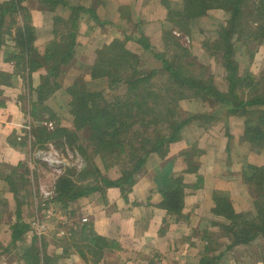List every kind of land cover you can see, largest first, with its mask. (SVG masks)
<instances>
[{
	"label": "trees",
	"instance_id": "1",
	"mask_svg": "<svg viewBox=\"0 0 264 264\" xmlns=\"http://www.w3.org/2000/svg\"><path fill=\"white\" fill-rule=\"evenodd\" d=\"M162 3L167 9V20L173 23L175 30L183 32H187L188 19H199L212 9L220 8L227 13V19L217 35L220 38L217 37L215 41L216 48L219 47L221 52L226 90H220L214 79L198 77L185 66L191 64L188 61L191 52L173 34V28L171 31L163 30L167 43L164 51H152L155 57L162 60V68L139 67L141 58L126 45V40L134 39L149 51L153 50L152 44L144 34L133 38L132 33L135 31L131 33L124 26L121 27L124 38L116 37L104 43L96 52L95 60L80 59V14L90 12L101 22L91 6L75 5L69 0L0 2V53L3 46L9 47L5 62L11 63L13 68L12 71L4 70L0 61V106H5L7 100L1 85L11 86L12 79L20 77L27 80L29 88V93L20 94L19 101L22 107H26L23 111L31 121H27V135H31L32 140L15 132L9 143L22 152L28 143L36 148L46 147V144H55L60 148L72 146L84 158V166L76 179L64 173L55 182L53 202L60 207H67L69 203L96 192L104 193L105 188L109 187H118L127 200L151 157H164L170 145L181 139L183 129L192 121L196 120L199 126L207 129L222 111L226 117H244L239 139L250 147L264 150V93L253 89L251 93L239 92L241 84L255 87L259 81L253 75L243 74L239 70L240 62L235 51L239 48L235 46L238 41L242 44L240 48L247 52L251 39L259 38L264 42V0H162ZM35 4L41 12L50 14L53 21L52 38L41 42L38 41V31L31 14ZM60 8L69 15L64 16ZM7 15L11 17L10 20H7ZM234 36L237 41H233ZM169 42L176 47L169 45ZM251 52L249 55H253ZM77 62L79 69H84L83 74L72 71ZM34 74H39L40 79L35 86ZM87 74L95 81L100 80L99 83L106 82L107 88H91L85 79ZM58 94L65 99L61 106L72 117L71 125L63 124L60 112L51 104ZM185 97L207 101L212 109L196 111L187 116L178 113V119H170L181 110L179 100ZM149 99L153 100L149 103ZM157 101L162 105H157ZM166 116L170 120H162ZM161 125L166 126L163 132L158 128ZM232 139V134L228 135L227 148ZM184 154L189 157L190 152L185 151ZM96 157L106 172L117 167V176L105 174L96 162ZM23 165L24 162L19 166H9L6 176L15 193L18 190L13 181L22 174L18 169ZM243 166L245 171L242 167V176L257 191L252 200L254 208L251 212H255L251 215L252 219L247 220L244 212L236 211L228 193L223 190L213 193L212 211L222 216L225 223L214 221L212 225L223 228L222 236L232 239L229 249L240 243H250L258 237L264 239V168L248 162H244ZM178 174L172 176L166 185L158 187V191L164 198L162 206L170 214L178 215L179 219L182 217L187 188L196 189L199 185L188 184L185 177ZM90 176H94V180H89ZM18 205V220L12 225L13 243L32 228L29 222L22 219V209H19L22 203ZM246 213L250 214L249 211ZM205 234L202 237L206 241L205 250L200 254V263L213 264L212 260L218 256L206 255L211 249L213 233ZM91 239L106 242L108 238L94 235ZM112 247H116L115 242H112ZM38 254V250L25 249L24 257L36 264ZM260 260L264 263V257Z\"/></svg>",
	"mask_w": 264,
	"mask_h": 264
},
{
	"label": "rangeland",
	"instance_id": "2",
	"mask_svg": "<svg viewBox=\"0 0 264 264\" xmlns=\"http://www.w3.org/2000/svg\"><path fill=\"white\" fill-rule=\"evenodd\" d=\"M3 1L9 0H0L1 3ZM127 1L128 6L123 7L120 11V14H118V11L114 13V11L117 9L114 8V5L110 6L104 5L103 3H98L93 4V6L90 5L92 3H89L91 8L96 11V15L101 22H98L96 17L90 12L80 14L82 17L80 19V31L78 35V40L81 44L80 48L82 51V54L79 55L80 59L89 58V60H95V57L97 56L96 52L103 46L104 43L110 42L116 37L124 38L125 35L122 33L124 31L121 28L122 26H124L125 29L129 30L131 33L133 30L135 31L132 33V35H134L133 38L138 37L140 34H144L143 32H145V29L143 26L150 23L152 21V17L158 16V14L163 12V6L158 5L160 0H144L142 2L139 0ZM69 2L75 5H81L82 3H87V0H69ZM60 11L64 10L60 8ZM31 14L33 24L36 26L38 31V41L41 42L47 38H52L51 30L53 27V21L50 14H44L41 12L37 4L32 6ZM140 14L143 18V21L139 16ZM63 15L67 17L69 13L64 11ZM10 18L11 17L7 15V20H10ZM226 19L227 13L223 9H212L209 10L205 16H201L199 19H188L187 32L175 30L171 21L167 22V27L165 28L169 31H171L173 28V34L178 37L179 42L190 50L191 58H189L188 61H190L191 64L187 62L188 64H185V66H187L188 69H190L198 77H210L214 79L216 86L220 90H226L227 87L225 70L221 65V52L219 47L216 48L217 44L215 41L216 38L219 37L217 35L219 34L220 27L225 23ZM17 20H19L18 16ZM255 20H257V18ZM19 22L21 23V21ZM256 23L258 24L259 21H256ZM16 26L17 25L14 26V30H16ZM143 29L144 31H142ZM164 37L165 32H162L160 29H157V34L153 33L152 39L148 37L152 44L151 48H153V50L150 49V51L145 49L142 44L138 43L134 39L126 40V45L134 52H137V55H139V58H141V62L138 64L140 68H162V60L158 57H155L152 51H154V53L164 51L165 47H167ZM237 40V37L234 36L233 41ZM169 45L176 47V45H173L172 42H169ZM241 45L242 44L240 41L235 44V46L239 48ZM239 48L235 50L236 57L240 62L239 70L243 74L248 73L253 75L259 81V84L255 85V87H253V85L250 87V85L241 84L238 88L239 92L251 93V90L253 89L255 91L264 93L263 40L261 41L259 38L251 39V42L248 43V52L243 48ZM251 51L253 52V55H249ZM72 71L78 74H83V72H85L84 69H79L78 62L77 66ZM16 79L19 82V93H29L27 80L20 77ZM68 79H70V76ZM85 79L91 88L102 90L107 88L106 82L102 81L99 83L100 80L95 81L91 79L89 74L86 75ZM162 81L165 80L163 79ZM59 95L60 94H58L56 100L51 104L58 112H60L63 124L71 125L72 117L61 106L65 102V99L62 98L63 96L60 97ZM3 96L5 97V95ZM151 100L153 99H149L148 102L150 103ZM179 103L181 110L177 111V114L175 116H171L170 119H178V113L187 116L188 114L195 113L196 111H206L212 109V106L209 102L202 101L201 99L195 97H185L179 100ZM19 105L22 110L26 108L25 106L22 107L21 103H19ZM157 105H162V103L157 101ZM145 108L148 109L149 107L145 106ZM218 109H221V107H218ZM144 113L145 111L143 114ZM176 116L177 118H175ZM168 117L169 116H166L165 119L162 118V120H166ZM216 117V122L214 121V123L210 124L211 126L207 129H205L204 126H199L196 120L188 124V126H186L182 131L181 139L170 145V148L168 149L169 152H167L164 157L157 155L151 157L148 160L146 165V169L148 170L145 169L139 174L136 184L138 182L141 184L142 178L148 174L147 171H152V168H155L160 160L171 159V157L174 155H176V158H183L184 167L186 170L180 172V174H182L181 176L185 177V174L187 173L195 174L194 181L188 184L199 185V187L196 189L189 187L186 190V193L187 191L188 193L196 191L200 193V195L196 193L193 196L194 200H192L195 202L194 205H196V209H198L197 212H194V218L198 223L196 225H205V227L203 229L194 228L195 230H199L201 232H195L197 233L196 236L200 237L206 232L213 233L212 239H207L212 241V243L211 249L206 252V255L218 256L212 260L213 264H258L262 261L260 259L264 257V239L258 237L253 239L250 243H240L229 249L228 246L232 242V239L222 236L224 229L219 226L212 225V222L207 220L209 211L207 210L209 207L208 203L211 204L213 194L208 196L203 189L206 188L209 182H211L209 185L210 187L222 188L218 190H223L228 193L230 198L229 200L233 203L234 208L244 212L247 220L252 219L253 217L251 215L255 213L251 212L254 208L252 200L257 191L245 181L244 177L242 176V167L245 171L243 166L244 162L262 167L260 163L264 164V150L256 149L252 146L250 147L248 144H246V142H242L239 139L240 137H236L240 135L241 131L243 130L244 117H226V114L223 111L221 112V115ZM27 121H30L28 117L25 119L22 131L19 133L20 135L27 136V140L31 141V135H27ZM166 122L168 124V121ZM162 125L158 127L159 130H161L160 132H163V128L166 127ZM151 131L152 130H150V133ZM231 134L233 139L230 142V146L227 148V137ZM221 139L226 142V147L224 143L221 146ZM29 144L30 143L25 146L26 150H23L22 152L23 158L17 164V166H19L20 163L24 162V165L18 169V171H20L22 174L18 175L13 181L18 193H15L11 189L10 182L6 178L10 170L9 166H4V168L2 167V173H0L3 175L0 179V224L4 222L8 224L6 225L8 229L7 232H9L7 233V236L12 233V225H14L18 220L16 209L19 207L18 204L22 203V206L19 209H22L21 213L23 221L31 223L32 226L34 221L33 219L35 218L37 220L39 219V221L41 220V222L40 225L36 227V229L31 228V230H27L22 235L21 239H27L29 237L33 238L34 236L36 239L42 240L75 238L91 239V237L94 236L93 233L95 231L93 228H91L88 222H83L84 216L80 211V205L77 207L69 203L67 207H60V205H56L54 206V209H51L47 206V202H44L49 200H45L43 195V190L47 192H52V190H55V182L57 181L58 177L64 173H68L76 179L81 168L84 166L83 155L79 150H77L76 147L72 146H62L60 148L55 144H46V147L36 148ZM220 147L222 148V152L219 151V149H221ZM51 149H55L58 154L55 157L53 156L52 160L50 159L52 157ZM185 151L190 152L189 157H186L184 154ZM220 158H222V161ZM95 159H97V161H95L98 162L101 170H103L105 174L107 173L111 177L117 176V167H113L106 172L104 165H102V162L99 160V158L96 157ZM251 160H253V162ZM240 168L241 174L238 173L235 174V176L241 175L243 179L242 183L237 182L236 185H233V183H227V181L225 182L226 178H229L231 175H233V173L227 174L226 172L229 170L235 172L236 169ZM220 170L223 172V177L221 176ZM88 179L94 180V176H90ZM136 184L133 186L131 191L134 190ZM224 186L226 189L230 188V190H224ZM232 191L233 195L230 193ZM101 194L105 199L106 188L104 193ZM53 200L55 199L53 198L52 201ZM144 201H147L146 198H144ZM103 203L106 202L103 201ZM260 204H262V202ZM193 210H195V207ZM248 211L250 214L246 213ZM47 212L52 213L48 215ZM83 225L86 227L84 231ZM72 234H75V236ZM220 236H222V238L218 239ZM3 239H6V237L0 233V240ZM7 239L11 238L8 237ZM190 241H192V244L190 243L189 245L192 248L195 247L194 249L197 250L198 255L193 256L194 259H192V261H190L188 258H186L187 260H184L181 257V259H178L177 264H201L199 262V256H201L200 254L205 250L204 247L206 241L204 239H191ZM220 255L221 257H219ZM170 260L172 261L170 256H168L167 259V257L162 256L160 250H153V257L150 259L149 264H172ZM140 263L143 264L142 261H140Z\"/></svg>",
	"mask_w": 264,
	"mask_h": 264
},
{
	"label": "crops",
	"instance_id": "3",
	"mask_svg": "<svg viewBox=\"0 0 264 264\" xmlns=\"http://www.w3.org/2000/svg\"><path fill=\"white\" fill-rule=\"evenodd\" d=\"M139 1L142 2L144 0ZM89 3H92L90 5L98 3L114 5V8H117L114 13L118 11V14H120L123 7L128 6L127 0H87V3H82L81 5L90 7ZM158 5L163 6V12L158 14V16L152 17V21L143 26L145 29L144 35L151 39L153 33L157 34V29L163 32L164 28L167 27V9L162 0L158 2ZM139 16L142 20L141 14ZM8 48L3 46L0 53V61L2 63H0L4 70L12 71V64L5 62ZM33 80L34 86L37 85L40 81L39 74H34ZM12 82L11 86L1 85V89L4 92L3 95H5L7 100L5 106H0V173H2V167L16 166L23 158L22 151L14 148L9 143L10 137L15 132L19 133L22 131L27 118L19 105V82L16 78ZM240 135L236 137L238 138ZM220 141L221 146L224 143L226 147V142L223 139ZM219 151L222 152V148ZM175 156H172L171 159L160 160L156 167L152 168V171H147L148 174L142 178L141 184L138 182L134 190L128 194L127 200L124 199L118 187H110L106 189L105 199L100 192H96L71 203L77 207L80 205L82 215L88 218V224L95 231L93 234L108 238L106 242L98 241L97 239L77 238L42 240L36 239L34 236V239L31 237L17 239L13 243L12 233L7 236L9 232H7L6 225L8 224L4 222L0 224V233L6 237V239L0 240V264H33V261H29L24 257L25 249L27 251H39L37 258H35L36 264H141L140 261L143 264H149L150 259L153 257V250H160L162 256L167 257V259L170 256L172 261L174 260L173 262L170 260L172 264H177L178 259H181V257L184 260L188 258L192 261L194 259L193 256H197L198 252L194 249L195 247L192 248L189 245L190 243L192 244L190 240L202 239L203 235H206L203 233V235L197 237V233L201 232L194 229H203L205 227V225H196L198 223L194 218V212H197L198 209H196L195 202L192 200H194L193 196L198 192H189V194L187 191L182 217L179 216L180 218L178 219V216L170 214L162 206L161 203L164 198L158 191V187L169 183L173 175L186 170L184 159L176 158ZM251 161L253 162V160ZM260 165L264 168L263 163H260ZM220 173L223 177L221 170ZM226 173H233V175L226 178L225 182L233 183V185H236L237 182L242 183V176H235V174H241V168L236 169L235 172L229 170ZM1 176L3 175L0 174V179ZM194 179L195 174H185L187 183L193 182ZM210 183L203 189L208 196H211L214 191L222 189L210 187ZM223 188L224 190H230V188L226 189L225 186ZM230 193L233 195V191ZM144 198L147 201H144ZM103 201L106 203H103ZM191 205L193 208L195 207V210H193ZM208 206L207 220L225 223V219L222 216H218L212 211L214 207L213 198L211 204L208 203ZM236 211L241 212L237 209ZM8 237L11 239H7ZM112 242L116 243V247H112ZM258 264L264 263L261 261Z\"/></svg>",
	"mask_w": 264,
	"mask_h": 264
},
{
	"label": "built area",
	"instance_id": "4",
	"mask_svg": "<svg viewBox=\"0 0 264 264\" xmlns=\"http://www.w3.org/2000/svg\"><path fill=\"white\" fill-rule=\"evenodd\" d=\"M52 150V154H51V160H52V158H53V156L55 157V156H57L58 154H57V151L55 150V149H51ZM55 153V154H54ZM54 194H55V190H52V192H47V191H45V190H43V195H44V199L45 200H49V201H44V202H47V206L49 207V208H51V209H54V206H56L57 205V203H54L53 201H52V199L54 198L53 196H54ZM50 196V197H49ZM45 205V204H44ZM48 213V215H50L52 212H47ZM34 221H33V226H32V228H35L36 229V227L38 226V225H40V222H41V220L39 221V219L37 220L36 218L35 219H33ZM37 220V221H36ZM88 221V218L87 217H84L83 218V222H87ZM31 224V223H30Z\"/></svg>",
	"mask_w": 264,
	"mask_h": 264
}]
</instances>
